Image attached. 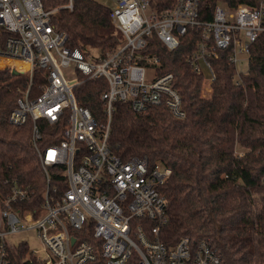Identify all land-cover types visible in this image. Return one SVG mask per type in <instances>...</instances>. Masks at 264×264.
Segmentation results:
<instances>
[{
  "label": "built area",
  "instance_id": "1",
  "mask_svg": "<svg viewBox=\"0 0 264 264\" xmlns=\"http://www.w3.org/2000/svg\"><path fill=\"white\" fill-rule=\"evenodd\" d=\"M112 3L111 19L120 34L113 52L83 51L67 45L68 35L52 22L58 9L45 10L41 0H0V69L30 78L9 121H31L33 146L44 173L40 192L16 182L0 195V264H222L208 240L182 237L167 245L160 229L168 222L161 188L172 170L147 157L123 160L109 147L115 104H129L135 113L165 106L184 119L173 73H161L159 56L148 52L155 36L169 51L189 36L194 49L190 68L203 75L202 96L216 80L214 61L224 59L236 86L250 68L251 51L264 33V0L230 8L216 5L210 13L200 0H175L161 7L151 0H98ZM74 0L62 8L73 9ZM73 68L75 79L63 69ZM46 70L42 93L31 97L35 71ZM103 79L101 94L106 120L78 104L75 91L86 80ZM34 233L43 254L17 236ZM28 247L20 255L22 245ZM43 256V257H42Z\"/></svg>",
  "mask_w": 264,
  "mask_h": 264
},
{
  "label": "trees",
  "instance_id": "2",
  "mask_svg": "<svg viewBox=\"0 0 264 264\" xmlns=\"http://www.w3.org/2000/svg\"><path fill=\"white\" fill-rule=\"evenodd\" d=\"M167 8L175 0H151ZM207 13L218 4L235 8L256 6L262 0H200ZM45 10L58 9L54 27L68 35L67 45L83 51L113 52L120 34L110 7L98 0H74L73 9L62 8L68 0H41ZM6 34L0 28V40ZM189 36L174 51L157 37L148 52L159 56L161 73H173L180 93L184 119L173 117L163 105L135 113L129 104L117 103L112 115L109 147L123 160L147 157L172 170L162 186L167 200L168 222L160 236L169 246L182 237L193 242L208 240L222 257V264H264V33L251 51L250 68L243 83L232 81L233 69L224 59L214 61L213 91L202 96L203 75L187 63L194 49ZM47 71L37 69L31 97L42 93ZM28 75L0 69V195L16 182L27 191L40 192L46 181L31 145L32 125L15 126L9 115L28 90ZM103 79L86 80L75 91L78 104L101 121L106 120L101 94ZM245 152L239 154L237 148ZM28 247L22 245L20 255ZM127 264H138L133 254Z\"/></svg>",
  "mask_w": 264,
  "mask_h": 264
},
{
  "label": "rangeland",
  "instance_id": "3",
  "mask_svg": "<svg viewBox=\"0 0 264 264\" xmlns=\"http://www.w3.org/2000/svg\"><path fill=\"white\" fill-rule=\"evenodd\" d=\"M108 6L114 7V4L112 3H107ZM65 77L68 78L69 80H73L75 79V75H73V68L70 69H63ZM237 152L239 154H243L245 152V150L243 148L238 147L237 148ZM18 240H23V241H27L28 245L30 247L31 250H35L38 251L40 254H43V246L40 243V241L38 240L37 236L34 233H27V234H22L17 236ZM43 257V256H42Z\"/></svg>",
  "mask_w": 264,
  "mask_h": 264
},
{
  "label": "water",
  "instance_id": "4",
  "mask_svg": "<svg viewBox=\"0 0 264 264\" xmlns=\"http://www.w3.org/2000/svg\"><path fill=\"white\" fill-rule=\"evenodd\" d=\"M13 73H14V74H19L18 72H15V71H14Z\"/></svg>",
  "mask_w": 264,
  "mask_h": 264
}]
</instances>
